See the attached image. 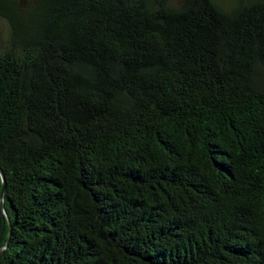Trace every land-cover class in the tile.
<instances>
[{
  "label": "trees",
  "instance_id": "1",
  "mask_svg": "<svg viewBox=\"0 0 264 264\" xmlns=\"http://www.w3.org/2000/svg\"><path fill=\"white\" fill-rule=\"evenodd\" d=\"M19 3L0 264H264V0Z\"/></svg>",
  "mask_w": 264,
  "mask_h": 264
},
{
  "label": "rangeland",
  "instance_id": "2",
  "mask_svg": "<svg viewBox=\"0 0 264 264\" xmlns=\"http://www.w3.org/2000/svg\"><path fill=\"white\" fill-rule=\"evenodd\" d=\"M33 0H19V4L26 7L29 5V3H32ZM217 4H219L222 8L225 10H233L237 4L238 0H215ZM182 0H170V4H174L175 6L180 4ZM8 30H9V24L7 21L0 18V45L3 44L7 38H8Z\"/></svg>",
  "mask_w": 264,
  "mask_h": 264
},
{
  "label": "water",
  "instance_id": "3",
  "mask_svg": "<svg viewBox=\"0 0 264 264\" xmlns=\"http://www.w3.org/2000/svg\"><path fill=\"white\" fill-rule=\"evenodd\" d=\"M0 174H1L2 180L4 181V173H3V170H1V168H0ZM3 181H2V184H3Z\"/></svg>",
  "mask_w": 264,
  "mask_h": 264
}]
</instances>
